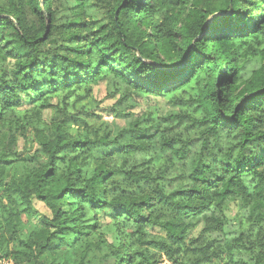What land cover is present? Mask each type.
<instances>
[{
    "label": "trees",
    "instance_id": "16d2710c",
    "mask_svg": "<svg viewBox=\"0 0 264 264\" xmlns=\"http://www.w3.org/2000/svg\"><path fill=\"white\" fill-rule=\"evenodd\" d=\"M73 1V17L60 22L56 0H0V124L11 121L8 114L21 106V95L36 96L31 109L16 114L0 147V238L5 231L19 235L20 218L9 205L16 200L28 217L36 218L32 201L37 199L50 215L36 218L39 228L23 240L28 260L65 264L56 261L57 251L71 238L80 246L87 221L95 231L105 212L120 247L104 264H155L135 249L122 227L129 223L142 248L151 245L175 263L218 258L220 246L203 242L189 247L185 238L201 222L202 233L219 231L226 222L223 205L249 196V181L264 199V69L243 78L236 47L237 41L264 32V0H108L107 21L101 23L79 11L100 0ZM213 19L216 23L209 25ZM106 74L154 96L194 82L191 100L201 116L163 121L187 119L197 134L162 133L159 147L169 158L158 163L150 157L139 169L112 160L148 150L159 129L150 126V119L135 118L113 137L98 128L76 130L87 126L92 115L68 112L58 104L54 121L42 119L40 109L51 106L53 94L96 83ZM21 128L32 133L41 155L15 174L7 162L17 137L25 136L18 133ZM186 165L187 173L177 172ZM116 175L142 186V194L112 196ZM149 224L161 228L165 238L146 239ZM242 245L252 264H264V216L254 239ZM220 264L245 263L230 258Z\"/></svg>",
    "mask_w": 264,
    "mask_h": 264
},
{
    "label": "rangeland",
    "instance_id": "374dc122",
    "mask_svg": "<svg viewBox=\"0 0 264 264\" xmlns=\"http://www.w3.org/2000/svg\"><path fill=\"white\" fill-rule=\"evenodd\" d=\"M74 6L75 2L73 0H56L57 21L65 22L72 18L73 12L76 10ZM79 11L82 17L89 19V21L97 23L107 21L108 0H100L97 6L87 4ZM236 47L238 59L242 66L241 74L243 78L251 77L257 69H264V32L256 37H247L244 41H237ZM180 79H185V77L182 76ZM195 94L196 87L192 81H187V83L173 89L167 95L154 96L138 91L122 78L106 74L96 83L88 86L72 87L71 89H63L56 92L48 98V103L51 106L40 109V116L47 123L54 121L55 116L60 113L53 109V106L58 104L59 107H63L68 112L77 113L84 117H87L86 113L92 115L88 117L89 124L87 126L77 127L76 130L80 131L85 128L90 131L89 127L98 128L100 132L107 130L111 137L117 131L128 128L130 122L135 118L145 121L150 119V126L154 128L158 125L159 129L156 131L155 136L150 139L151 146L148 150L145 153L139 151L130 159L123 158L119 154L112 160V163L118 166L126 162V164H135L140 169L143 168L142 165L150 157L158 158V163H162L169 158V155L161 152L159 147V139L162 133L179 131L188 135L197 134L195 127L187 126V119L179 124L174 120L163 121L165 117H200L201 110L191 100ZM34 98H36L35 95H21V106L8 114L11 121L7 119V124H0V147H3L8 140L11 129L10 123L17 120L16 114H22L25 109H31L34 105L32 103ZM20 132H24L25 136L17 137L16 145L13 148L14 154L7 162L8 170L10 173L15 174L22 173L24 164H32L33 157L41 155L40 147L32 133L29 130H25V128H21L18 133ZM187 171L188 165L182 167V169L180 167L177 169L178 173H187ZM248 184L251 191L249 196H236L223 205L222 214L226 222L219 231L202 233L204 225L201 222L186 235L185 243L189 247L207 242L211 247L220 246L223 250L219 256L220 258H214L210 262L202 260L199 264H220L230 258L245 264L253 263L247 249L243 247L242 241L254 239L259 221L264 216V199L260 201V194L254 192L252 188L254 182L249 181ZM112 186V196H116L117 193L120 194L119 196H139L142 194V186L125 179L121 175L114 176ZM8 208L11 211L13 209L18 212L20 218L19 235L11 237L5 231L3 237L0 238V264H42L40 258L27 259L26 254L23 253V240L39 228L36 218L38 219L44 215L49 216V210L37 199L32 201V209L36 218L28 217L23 211V207L16 200ZM91 223V220L87 221L88 232L83 236L82 240L84 241L81 242V245L78 246L72 238L68 239V244L57 251L56 261L65 264L72 262H75V264H104L105 259L108 257L106 262L110 263L109 259L112 256L113 249L120 247L119 242L116 240L115 232L111 228V216L106 212L99 214L95 231L89 228ZM122 227L130 235L135 249L143 250L148 259L155 262V264H179L170 260L161 250L151 245H144L142 248L133 224L129 223ZM144 231L146 239L165 238V232L157 226L145 225ZM1 233L2 228L0 227ZM199 235L201 237L198 238V241H194L193 239H196ZM86 247L88 249L82 255L79 251ZM188 252L190 253L191 251ZM138 260H140L139 256L136 257V261ZM111 261L113 262L114 260L111 259ZM183 261H186V258Z\"/></svg>",
    "mask_w": 264,
    "mask_h": 264
},
{
    "label": "snow or ice",
    "instance_id": "6c2138e0",
    "mask_svg": "<svg viewBox=\"0 0 264 264\" xmlns=\"http://www.w3.org/2000/svg\"><path fill=\"white\" fill-rule=\"evenodd\" d=\"M215 23H216V20L215 19L209 21V25H213Z\"/></svg>",
    "mask_w": 264,
    "mask_h": 264
}]
</instances>
